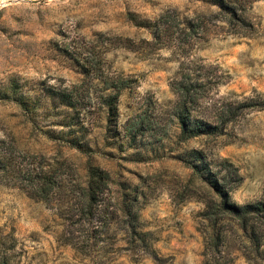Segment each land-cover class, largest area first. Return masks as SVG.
<instances>
[{
  "label": "rangeland",
  "instance_id": "374dc122",
  "mask_svg": "<svg viewBox=\"0 0 264 264\" xmlns=\"http://www.w3.org/2000/svg\"><path fill=\"white\" fill-rule=\"evenodd\" d=\"M212 1L0 0V139L25 164L61 166L64 183H86L87 168L94 166L109 173L118 197L129 193L132 198L136 188L144 191L140 217L161 259H138L120 242L109 251L102 246L76 251L65 241L80 233L71 235L75 228L54 204L0 184V243L5 244L0 253L6 249L12 264H204V182L183 160L191 150L228 159L239 169L242 182L232 193L236 203L262 197L264 110H245L221 137L153 147L139 140L130 147L102 108L106 84L83 74V65L91 64L110 77L139 80L120 96L119 127L141 106L146 110L149 97L167 109L176 100L171 82L179 63L168 49L142 52L141 41L151 40L153 23L167 11L197 20L218 15ZM245 19L252 28L210 22L207 39L193 56L225 76L217 100L257 105L264 102V0H251ZM66 88L86 95L83 109L98 110L83 119L84 113L67 110L49 96ZM234 264L257 263L239 254Z\"/></svg>",
  "mask_w": 264,
  "mask_h": 264
},
{
  "label": "trees",
  "instance_id": "16d2710c",
  "mask_svg": "<svg viewBox=\"0 0 264 264\" xmlns=\"http://www.w3.org/2000/svg\"><path fill=\"white\" fill-rule=\"evenodd\" d=\"M219 8L218 15L191 19L182 17L177 11H167L152 25V38L142 52L171 50L179 63V69L171 82L176 100L167 109L158 108L151 97L143 110L119 127V99L124 91L133 89L139 80L123 75L110 77L97 68L83 65L85 79L103 80L106 88L100 97L106 109L109 123L116 122L122 131L118 137L126 140L130 147L169 142L182 145L194 140L217 138L248 109L264 110V102L229 101L215 98L217 89L225 84V76L218 67L207 65L193 56L208 36V24L223 20L230 26L242 29L251 27L245 19L251 0H213ZM219 15H224L220 17ZM252 28V27H251ZM143 46V45H142ZM112 81V83H111ZM49 96L67 110L92 114L80 105L86 95L74 89L49 91ZM152 111V112H151ZM123 133V135H122ZM12 145L0 139V183L23 189L31 198L54 204L58 213L69 226L80 233L65 241L66 245L81 253H90L102 246L110 250L117 243L123 249L139 254L138 259L151 257L160 262L154 249L153 235L145 231L140 212L144 207V191L139 188L118 197L110 182L109 173L94 167L87 168V181L75 186L64 183L62 167H46L36 162L25 164L16 156ZM186 165L204 183V210L201 213L204 232V264H234L241 254L250 262L264 264V194L245 205L233 201L234 193L241 185L239 169L228 159L211 156L203 150H191L183 157ZM1 247L5 244L0 243ZM4 249L0 253V264H12Z\"/></svg>",
  "mask_w": 264,
  "mask_h": 264
}]
</instances>
